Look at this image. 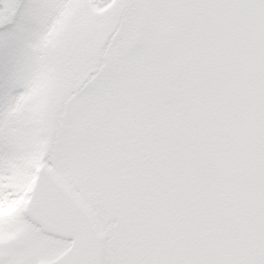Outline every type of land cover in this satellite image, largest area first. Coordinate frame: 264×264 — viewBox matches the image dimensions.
Here are the masks:
<instances>
[{"label":"snow or ice","instance_id":"obj_1","mask_svg":"<svg viewBox=\"0 0 264 264\" xmlns=\"http://www.w3.org/2000/svg\"><path fill=\"white\" fill-rule=\"evenodd\" d=\"M0 264H264V0H0Z\"/></svg>","mask_w":264,"mask_h":264}]
</instances>
